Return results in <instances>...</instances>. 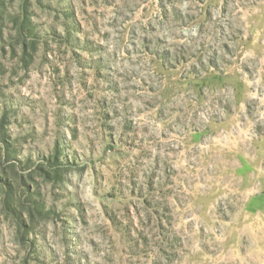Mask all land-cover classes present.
Listing matches in <instances>:
<instances>
[{
    "label": "rangeland",
    "instance_id": "374dc122",
    "mask_svg": "<svg viewBox=\"0 0 264 264\" xmlns=\"http://www.w3.org/2000/svg\"><path fill=\"white\" fill-rule=\"evenodd\" d=\"M0 264H264V0H0Z\"/></svg>",
    "mask_w": 264,
    "mask_h": 264
}]
</instances>
